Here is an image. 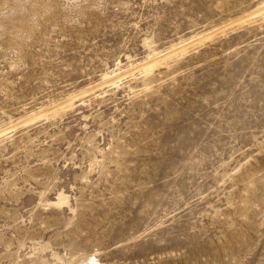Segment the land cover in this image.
<instances>
[{
	"label": "rangeland",
	"instance_id": "374dc122",
	"mask_svg": "<svg viewBox=\"0 0 264 264\" xmlns=\"http://www.w3.org/2000/svg\"><path fill=\"white\" fill-rule=\"evenodd\" d=\"M0 264H264V0H0Z\"/></svg>",
	"mask_w": 264,
	"mask_h": 264
},
{
	"label": "bare ground",
	"instance_id": "6f19581e",
	"mask_svg": "<svg viewBox=\"0 0 264 264\" xmlns=\"http://www.w3.org/2000/svg\"><path fill=\"white\" fill-rule=\"evenodd\" d=\"M175 54H178V53H175Z\"/></svg>",
	"mask_w": 264,
	"mask_h": 264
}]
</instances>
